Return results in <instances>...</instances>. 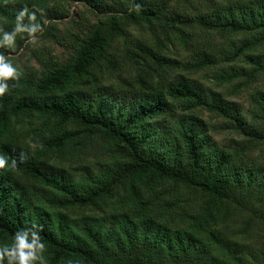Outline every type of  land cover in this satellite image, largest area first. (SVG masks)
<instances>
[{
	"label": "trees",
	"instance_id": "1",
	"mask_svg": "<svg viewBox=\"0 0 264 264\" xmlns=\"http://www.w3.org/2000/svg\"><path fill=\"white\" fill-rule=\"evenodd\" d=\"M187 1L0 0V28L7 31L22 7L36 14L42 30L33 39L48 35L46 23L58 18L55 5L80 2L94 17L86 34L75 37L68 62L39 74L17 68L18 78L0 96V157L7 161L0 168V244L36 225L46 264H264L231 242L225 224L231 208L248 217L241 234L254 221L264 224V164L252 155L264 154V89L251 93L244 112L177 74L168 54L195 43V30L218 34L231 40L227 49L205 41L182 69L226 65L228 71L213 76L217 82H256L264 76V0H197L194 16ZM29 41L19 34L15 47L0 54L11 61ZM119 42L131 70L108 87V76L120 69L112 54ZM210 132L237 138L221 146ZM163 185L202 196L186 226L169 229L149 216L145 197ZM108 201L125 212L108 221L64 213Z\"/></svg>",
	"mask_w": 264,
	"mask_h": 264
},
{
	"label": "rangeland",
	"instance_id": "2",
	"mask_svg": "<svg viewBox=\"0 0 264 264\" xmlns=\"http://www.w3.org/2000/svg\"><path fill=\"white\" fill-rule=\"evenodd\" d=\"M178 1V0H177ZM197 0L187 1L185 4L188 7L189 13L194 16L201 8ZM195 6V8H194ZM54 13L58 18L48 21L49 32L44 38H35L23 46L17 53L9 55L11 62L23 72L30 74H39L44 66H56L65 64L68 62L69 57L73 52V46L75 43V37H82L88 29L94 24V17L88 7L80 2H69L61 5L54 6ZM195 36L193 37L195 43L189 46L187 49L177 48L171 49L169 56L176 63V73L183 74L186 77L192 79L195 83L203 88H209L216 92H220L226 99L239 104L244 112L250 108V96L256 88L264 89V76L260 77L256 82H250L248 79H241L240 81H232L230 83H219L213 79L216 73L221 70L228 71L226 65L222 68L218 67L214 70H200L198 72L190 73L182 69L183 63L187 62L192 53L197 50L196 48L205 49V41L211 42L216 48L227 49L230 46L231 40L227 37H221L218 34H205L204 31L195 30ZM131 35L135 38L139 36V31L132 30ZM235 41V40H234ZM198 44H203L198 46ZM122 44L119 42L115 44L112 53L113 56L118 59L120 69L116 70L112 75L108 76L106 86L115 87L119 79L125 78L130 72V66L127 62H123L124 58L122 54ZM127 61V60H125ZM226 66V67H225ZM215 72V73H214ZM205 121L209 122L210 126L216 125L213 118L208 114H204ZM210 131V130H209ZM211 133L213 142L217 145L225 146L228 144V140L231 138L234 140L236 136H232L225 133ZM258 158L259 162L264 164V154L261 150H257L252 154ZM170 185H163L155 187L150 194L146 195V201L151 202L149 216L155 220L156 224H161L174 229L177 224L186 226L189 222L190 215L199 214L200 202L202 196L189 189L177 188L171 190ZM168 190H171L168 192ZM170 195L171 199H167ZM157 196H161L157 198ZM121 201L126 203L125 197H121ZM172 203V210L165 209V205ZM128 205H126L127 207ZM122 212H125V208L120 202L108 201L102 203L98 208L93 210H82L78 208L65 211V215L71 219L78 220L82 218H88L90 220H102L108 221L109 219H115ZM225 211L221 212L223 215ZM229 214H233L232 217L226 221L227 229L231 230V242L236 245L238 249L243 250V254H248V258L254 263L264 262V224L252 222L249 225L248 232L241 234L240 228L246 223L248 217L245 213L230 209ZM224 224V225H225ZM224 225L219 223V230H224ZM227 233V232H224ZM202 245L208 249L210 257H217V249L210 244L204 243Z\"/></svg>",
	"mask_w": 264,
	"mask_h": 264
},
{
	"label": "clouds",
	"instance_id": "3",
	"mask_svg": "<svg viewBox=\"0 0 264 264\" xmlns=\"http://www.w3.org/2000/svg\"><path fill=\"white\" fill-rule=\"evenodd\" d=\"M41 30L42 25L37 21L36 14L29 13L26 7H22L15 17L11 31L0 28V48H14L19 34H27L31 41ZM23 38L21 36V39ZM18 75L17 67L0 54V96L9 91L8 81L16 80ZM6 163L4 157H0V168L5 167ZM12 164L14 165L15 161H12ZM35 228L36 225L32 228L20 229L14 234L10 243L0 244V264H46L45 244Z\"/></svg>",
	"mask_w": 264,
	"mask_h": 264
}]
</instances>
